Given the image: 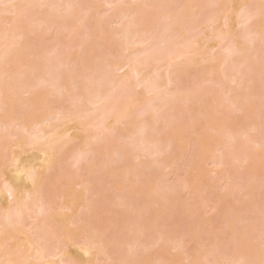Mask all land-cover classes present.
Masks as SVG:
<instances>
[{"label":"rangeland","instance_id":"obj_1","mask_svg":"<svg viewBox=\"0 0 264 264\" xmlns=\"http://www.w3.org/2000/svg\"><path fill=\"white\" fill-rule=\"evenodd\" d=\"M20 1L21 2H18V3L15 2V3L19 4L18 7L22 8V6L20 5H25L24 4L25 1L23 0H20ZM29 1L31 2L32 5L31 4L28 5L29 4L28 0L25 3L28 6V8L31 7L32 9L26 8L27 9L26 10L25 8H22L20 10V8H18L20 10L19 12L22 13V14L19 13L22 15V16L19 15V17H21L20 22L21 23L23 22V26L21 25L20 22H18L19 26L25 27L26 26L25 23L28 22L29 24H32L34 22V21L32 22L30 19L31 15L34 14L33 11L34 12L37 11V13L39 12V14H43L44 16H47L45 15V13L49 14L48 11L51 10L52 12L54 11L55 13H58L56 12L57 10L54 8L62 10L61 9L62 4L63 6L64 4L68 2L75 4L74 1H79L80 3L79 6L83 4V7H81L82 10H79L80 7L79 9L77 8L79 10L78 12H82L83 9H85L84 11L86 12L89 11L88 13L93 16L91 17L87 13V16L90 17V18H87V16L85 17L86 14L83 11V13L85 14L83 17L87 18V21L89 20L90 24L92 23V26H90L89 23H86L83 21L84 20L82 19L83 17L82 18H75V17L69 18L70 21L74 20L72 23L68 20L66 15H64L63 13L62 15H64L66 18H64V16L63 18L60 17L61 20H63V22L59 21V24L64 25L62 23H65V21L67 23L68 21L67 24L71 25V27L75 26L74 29H76L77 27L79 28V30L77 31L78 33L76 32V34L73 33L71 35L69 32H68L69 34L64 32V30L63 32L60 31V33L57 30L56 31L53 30L52 32H50L51 30H48L47 28H46V31L43 30L46 26L45 27L42 26L41 32L43 31L42 32L43 34H41V32L38 31L39 33L36 32V34H31L32 36L30 35L29 39L24 38L26 39V42L30 43V44L27 43V46H28L27 49H26L27 46H25L24 44L25 40L24 41L22 40L25 46L24 50L29 51V54H26L28 55L27 57L28 64L32 65V67L26 68L25 75H24L25 77L27 76L30 79L28 80L29 84H27V86L29 87L27 91H29V93L25 94L24 92H22V96L26 95V97L29 98L35 92H39L40 96L36 98V102L40 103L41 107L47 105L46 108L43 110L37 109L38 110V112L36 113L37 116L36 118H34L35 125L33 126L34 128L35 127L38 128L39 126L41 127V125H38L37 127L36 124L45 120V118L47 119V116L49 114H56L59 112L63 113V115H65V120L62 122L61 128L60 129L58 128L59 132L61 130V133L58 135V137L60 138L61 143H63V141H68L69 139H71V136L62 137V134L67 128H68L67 130H69V127L72 128V126H74L72 125L73 123L71 124V120H73L74 122V119L77 118L76 115L78 114V112L75 113L76 115L73 113L74 108L73 106L71 107V102L74 100L73 103L74 102H76V104L81 103V101L79 100V97L74 95L79 90V87H78L80 86L79 80L81 79L86 82L87 79L83 77L80 78L79 80L78 79L76 80V78L72 79V81L74 80L73 83H75L76 85L75 84L73 85L71 80L68 85L67 82L69 81H67L65 83L67 85V89H60V90H59V87H62V85H64V82H61L62 85H60L58 82L59 87L58 88L55 87V89L59 90L58 92H60V95L63 92V95L60 98L58 97L60 95H57L55 96V98L57 99H54L49 96L50 92L53 89L51 86L44 85V86L35 87L34 79L36 80V78L34 77H36L37 76L36 73H38L37 72L38 69L36 71V67L39 65L42 66V64L46 60H49L51 58L50 61L52 62L56 61L54 62V64L56 65L58 64L57 68H59L58 72H56L55 70L54 72L58 73L57 75L62 74V76H64L63 74L64 73L66 74V72L68 73L70 70H71L70 72H73L72 74H75L74 72H76V74L79 73V71L82 68V65H80V63L82 64V60L85 59L83 57H86L87 61L95 62V56H96L95 53L97 52V50L93 52L94 50L93 48L92 49L87 48V50L85 49L84 50L85 52H84L83 49L79 50L80 49L79 44L80 42L82 43L85 41V43H87L86 46L89 47V45H91L92 47L96 49L101 43H103L102 42L103 39L100 38L102 37L101 36L102 34L98 32L99 35H97V31H95L97 30V28L100 30L98 24H100V27L103 30L105 29V26H106L107 29L105 30L107 31L105 30L104 31L102 30V31L105 34H111L113 37L112 40L116 41L115 46L112 43L115 41H112L111 42L112 44L111 43L105 44V45H108L109 49L107 48V46L105 47L108 50H111V51H108L109 52L108 55H111V56L107 59L111 61L114 60L115 63L119 61L124 63L125 61L127 62L126 58L129 55L128 58L132 60L134 58L133 57L134 55H132L134 54L133 52L135 51L140 52V50L142 52V49L144 47L147 48V46H149L150 48L151 44H153L155 41H159L158 38L156 39L155 37V41L153 43H152V40H150V42L144 45V47L139 46L137 45L138 43L136 40L138 38L134 39L135 38L134 35L138 34L139 28L138 27H136L135 29L130 28L131 26L135 27L133 26L134 24L131 25L130 21H132L131 19L134 15H135L133 17L134 19L135 17H137L136 16L137 9L150 10L151 8L150 3L152 2L151 0H142V1L141 0H97L98 2H96L95 0H92V1H95L96 4H98V8H97V5L94 2H93L94 4L92 5L90 4L91 2H88L87 0H62L63 3H59L58 1L60 0H55L56 3L54 1H51L56 4L54 7L52 6L54 3L50 2L49 4V6L50 7L52 6L53 8L50 9L49 6L46 8L43 7L45 12L43 11L41 13L43 9L39 10L40 7L38 8L37 6H40V5H38L35 2L38 0H33V1L29 0ZM188 1L189 2H187V0H166V2H169V3L165 2L166 4H164L163 7L165 6L164 8H166L169 5V7L166 8L167 10L164 9L163 7H162L163 10L162 8H160L161 10L159 9L158 12L153 11L154 9H152L150 12H154V13H151V16L156 14L155 16L157 17L155 16L151 17L150 22L152 21L151 23H153L154 25L150 23L151 24L150 27L152 28L148 27L147 34H151L154 36L160 35L159 31H161L162 29L157 30L156 33L151 32V30L149 29H152L153 31V27L154 28H157L158 26L162 27L163 23L167 25V23L177 21L176 20L177 16L179 17L183 14H185L186 16L187 13L190 15L191 12L192 13L194 12L193 14L195 13L201 14L200 16L192 15L194 19L197 16L196 20H193V21L195 23L196 22L199 23V25L195 24L193 21H191L193 23L192 24L190 21L186 20L184 23L185 26L183 25V27L187 29L188 27L192 26V28L190 29H192V32L195 35L196 29H197V32H200L199 29L205 26V28L200 29L202 32L197 33L195 36H191L190 34H188L191 37V38L189 37L188 40H186V38L185 39L183 37L182 38L184 39L183 44H189V41L190 39L192 40V37L195 39V37L197 38V35L198 36L201 35V39H203V37H205V39H208L209 38L208 36H210L211 32L213 34V32H218L216 30H219V34L215 33L216 35L219 36L217 37V39H212L213 37L216 36L213 34V37L210 38L211 43L210 41L207 43V45L205 43L206 45L205 47H208V48H204L202 46L204 48L203 49L200 45V48L203 49L201 52L204 51L203 53L205 54L208 52L206 55L205 54H203V56L202 54L200 55L203 58L206 56L204 59L205 60L204 63H206V65H194L192 64V62H187L191 64V67H190V65L187 64L186 61L184 62V60H187L186 59L187 57L186 58L184 57L183 58L184 63L182 64H185V65L181 64L182 62L181 60L180 62H178L179 60L171 61L175 63L178 62L179 64L170 63L171 65H176L173 68H171V70L169 69L170 72L172 73L174 71V68L177 67L178 69L177 68L176 69L179 71L176 70V72L177 74L180 73L178 75H176V72L172 74L168 73L167 71L168 66L167 68L165 66L164 67L165 69L159 66L160 68L158 69L159 73L157 70L154 71L153 67H152V70L151 68H149L148 71L147 69H145L147 73L145 71L142 72V70H140L142 72L141 75L139 74L141 76L140 81L141 79L144 78L143 80H146L144 81L146 82L145 84L147 83L151 84L156 81L155 84H151V85L156 86L158 83L157 86L159 87V90L158 88H156L157 91L154 90L149 93H147L143 88L137 87L136 78L139 79V77H137L139 75H136L137 73L135 74L132 71L131 72L129 71L130 72L129 73L126 70H122V69L114 72L115 73L114 76H116L117 78H121V77L124 78L126 76L125 77L126 80H129L128 79L129 75L132 76L130 78L132 79L134 78L133 82L130 79V82L133 83V85H130L131 89H134L133 91L131 90V92L133 93L136 92L135 95L138 94L137 96L141 98L143 101L144 99L142 95H144L145 99L147 98L146 100L147 103H149L151 100L149 105L145 103L146 101H144V104H146L144 108L146 110L148 109L147 111H149L151 114L150 113L148 114V112L146 111L147 116L144 118L143 116H141L140 113L144 110L142 107L144 105L142 103V105H140L139 107L135 109L136 111L135 114L132 113V115L134 116L132 115L130 116L129 114L130 116L129 118L132 117L131 120L129 118H128L129 120L125 119L121 123L123 125L120 127V124L119 126H114V124H111L112 122L109 121L110 119H106L104 123V119L101 118L102 115L99 114V110H98V114L100 116L96 114L97 112L93 111V108L89 107L90 105L87 106L85 104L84 105L81 104L82 107L81 105L79 106L80 108H82L81 111H79V108H78L79 114L84 112V115L87 116L86 119H90V121L92 120V122L94 121L93 123H96V122H99V124L102 123V125L100 124V126H98L100 127L98 129L100 130L102 128L104 130L103 133L105 136L102 133V129L101 131H99L96 128L97 131H99V132H96V130H94V127L87 126L88 133L90 134L99 133L98 135H100V132H101V137L103 139L99 144H97L96 146L94 145L92 147V153L91 155L88 156V159H87L88 161L87 160L81 161L79 162L80 164H77L75 166L71 164H74L73 162L75 160L73 159V157L74 158L76 156L78 157V155H75V154L77 152L79 153V151H77L76 153L73 151V150H77L76 148H74L75 146H73V149L70 148L71 150L68 148L70 152L68 151L69 153H67V155L65 154L66 156L65 163H67L66 165L67 168L69 167L66 177H62L60 182L59 181L56 182V177L50 176L49 180L46 181L44 185L39 186L37 188L38 189L37 197L40 198L46 195V191L47 190L49 191V188L51 186L55 185L56 190H54L52 195H53V199L56 200L57 203H29V205L34 206V209L42 205L43 208H45V212L43 214H40V216L38 217L39 218L38 221H35L32 218H29L27 221H25V223L20 228H18L15 232H11L9 234L10 236L13 237L12 242H11L12 244H9L11 246L10 247L11 250L8 252V254L7 252L4 253L0 251V264H9L10 261H14L15 264H63V262H61L59 258H50L43 262L36 261V254L33 252L34 249L32 250H28V249L33 248L34 243H38L40 245L43 244L44 239H45L39 235L38 229L35 230L36 227H39L41 230H43L49 235V237L46 238L47 239L46 245L48 249L52 250V252L56 251L57 242L59 240L58 236H61L62 234L65 236L66 240L68 239V243H69L68 246H69V250L72 253V256L70 260H68L67 264H241V262L242 264H264V13H262L261 15V12L262 11L264 12L263 10L264 0H256V1L255 0H242V1L238 0L239 2L238 1L235 2L237 4L240 3V5H242L243 2L247 3V8L245 4L244 9L246 8L245 11H247V13L250 12V14L253 12L254 14H256L258 10L257 4L259 3H263L262 4L263 8H261L262 11L259 12L261 16L258 15L259 17L254 19L257 16L256 15L255 17L251 19L252 21L248 20L249 22L245 20L247 24H245L244 21L242 20L244 25L239 24L240 26H237L239 23L237 20L238 18L236 19L237 20L236 23L234 22L235 20L233 19L234 23L232 24V27L230 29H228L229 26H227L229 24L226 23L227 24L226 25L225 22L222 21L223 20L222 17L224 16L223 14L226 15L230 11L228 1L221 0V2H225L226 4L220 2L221 3L220 6H219V3H217L218 6L216 5L215 7L213 5L215 0L211 2L210 0H200L201 2L203 1V4H204V6H202V9L201 7H199L200 4H198V6L196 5V3H198L199 0H195V1L188 0ZM204 1H207V2H204ZM106 2H109L110 5ZM77 3L78 2H76V5ZM210 3H212L211 8H213L214 6V10L213 9L210 10V8H208V6H210ZM6 4H3V3L0 4V11L6 12V10H8L7 7L9 8L10 5L9 4L6 5ZM58 4H61L59 5L60 7L58 6ZM85 5L87 6L84 7ZM181 5L183 8L184 6H186L185 9L187 13H185V10L180 7ZM221 5L222 7L226 6V8L224 7L222 8ZM91 6L92 7L94 6L93 7L94 11H93V8L91 10ZM33 7L35 8V10ZM179 7L182 10H184L183 11L184 13L181 12V9L180 11L179 9L177 10V8ZM86 9H88V11ZM116 9H118V13ZM253 9L254 11L252 12L248 11V10H253ZM22 10H24V12ZM216 10L217 12L218 11L220 12L221 10L223 11L220 13L218 12V14L213 13V12H216ZM26 11L29 12L27 13V15L25 13ZM63 11L65 10H62L61 13ZM163 11L165 12L164 13L165 19H163ZM199 11H201L202 13H200ZM167 12H168L167 14L168 18L165 17V14ZM1 13L2 12H0V14ZM7 13L2 14V16L7 15L8 17V18L6 17L5 20L3 18L4 21L6 20L10 21L12 20V18L15 17L13 14L11 15V13L10 14H7ZM122 13L124 14V16H122L123 15ZM206 13L207 15H205ZM212 14L215 15L214 17L215 19L219 18L217 22H215L216 20L213 18ZM237 14H235L234 16H236ZM80 15L78 14L77 16H80ZM118 15H120L122 18L120 16L118 18L117 17ZM242 16H245V15H242ZM158 17L159 19L157 20ZM205 17H207L210 23H213V22L217 23V25L216 24L214 25L215 28L213 24L208 23ZM244 18L245 17H243V19ZM79 19H80V22L82 19L83 21L82 24L84 25L82 24L80 25L78 21ZM153 19L159 25H157L153 21ZM161 19L163 20V23ZM205 21L207 22L208 25L203 24L205 23ZM3 22L2 20L0 21V26H1V23L3 25L1 26L0 29H3V27L4 29H8L10 27L9 25L10 22L9 23L5 22V24ZM188 22L191 26L188 25ZM28 23L27 25H29ZM93 23L96 24V26ZM103 23H106V24H103ZM200 23H202L201 25L203 26H201ZM165 24L163 26H165ZM171 24L173 25V23ZM155 25H157V27ZM169 25L165 26L166 30L168 27H170ZM79 26H82V27H79ZM102 26H104V28H102ZM148 26H149V23H148ZM196 26H200V27L196 28ZM86 27L88 28L86 29ZM126 27H129L128 29L130 33L128 34V33L123 32V36H122L121 31H124L123 29L124 28L126 29ZM224 27L225 28L227 27V28L225 29ZM234 27L235 29H233ZM80 29H81V32H79ZM84 29H86V31H84ZM169 30L171 31L174 30V25H173V28ZM222 30L223 31L226 30L225 34L227 32H230V33H227L229 35L233 34L230 36V38L228 36L229 40L231 39L230 40L231 43L229 42V40L228 42H225L227 38V34L225 35L224 32L221 33ZM94 31H95V34H93ZM258 31L261 32L259 35H261L263 32V34L260 36L263 39L255 36L256 40L253 39L252 41V38L254 37V35L257 34L255 32H258ZM118 32H121L120 33L121 35L118 34ZM131 32L133 33L132 36H134L133 37L134 43L136 40V44H135L136 47L134 49L133 47L134 45H133L132 48H129V51H127V49L124 51V48H121V50H123V52L126 53V54H123V52L117 47L119 44H122V41L124 38H125L124 39L125 43L132 39ZM204 32H205V36L203 35ZM89 33L93 34L94 36L96 35L97 37L95 36L94 38V36L91 35L93 37L91 39L89 38L90 36ZM141 33L139 34L141 35ZM206 33L209 35H207ZM237 33L240 34V37L242 35L243 37L241 38L237 37V39L234 38V35L235 36L238 35ZM248 33L250 36L247 35ZM124 34L128 38H126ZM147 34L144 35L145 38L142 35L143 39H146ZM170 34L164 35V33H162V35L165 37L169 36ZM172 34L174 35L169 36L170 39L168 40L171 41V38H173L172 36H175L177 40L179 39V37H177L179 35H176L178 34V32L172 33ZM183 34L184 33L182 32V35ZM222 34H224L223 35L224 37L222 36ZM128 35H130V38ZM151 35H150L151 39L154 38V36H151ZM206 35H207V38H206ZM142 36L139 38H142ZM184 36H186V34H184ZM247 36L250 38H247ZM165 37H163L162 40ZM220 37H223V38H220ZM149 38H147V41L149 40ZM218 38L223 39V40L222 41L218 40ZM12 39L13 38H11L10 40V45L12 44L11 42L17 39V37L16 38L14 37L13 41ZM194 39L190 41L192 43L191 45H193ZM198 39H200V37H198ZM250 39H251V43H250ZM212 40H214L216 43ZM60 41L63 42L64 45L66 43L65 46L67 47H64L63 43L61 44ZM160 41H161V38H160ZM185 41H188V42L185 43ZM218 41L221 43L224 41V43H222L223 45L221 48H220L221 43L219 45ZM254 41L256 42L253 43ZM161 42L160 43L156 42V44L157 45L163 44L164 47L163 45L161 46L159 45L161 47L159 48V46L157 47L156 45H154L155 44L154 43L153 44L154 46L151 45L153 49L150 50L149 48H147V50H150V51L154 50L153 52H157L158 50H161L162 47L165 48L166 44L164 42L163 43ZM178 42L181 43L180 41ZM125 43H123V45ZM232 43L236 46V47L235 46L234 47L232 46V47L235 49L239 47L243 54L240 52V50L238 52V50L236 49V51L240 53V54L237 53L236 55L235 54L236 52L234 51L235 49L231 47ZM216 44L218 45L215 46ZM228 44H231V45H228ZM243 45H245L246 50H248L247 47L250 48L248 52L244 51L245 49L243 48L244 47ZM4 46L5 45H3V47ZM19 46L20 44L15 45V48L14 46L13 47L10 46L12 47V49L11 48L10 49L13 52L15 49L17 48L19 49ZM137 46L140 47L139 50H136L138 49ZM196 48L198 47H195V50L193 49L194 50L193 52L190 51L191 54L188 53L187 56L194 57L193 55H196L195 51H199L198 50L199 48L197 50ZM228 49H232V50H228ZM5 51L6 50L4 49V51L1 53H4ZM55 51L56 53L64 52L65 54L63 53L61 55L56 56V54L54 53ZM118 51H120V53ZM229 51L230 52L232 51L231 53L233 52L234 53L230 55L228 54ZM1 53H0V56L3 55ZM124 55L125 57L122 58V56ZM60 56L62 59L68 60L66 64L68 66L64 67L66 68V70L62 67L65 64L61 66L62 63H58L59 62L58 59H60ZM68 56H69V59L66 58ZM141 56L143 57V55ZM200 56H198V59L200 58ZM138 57L136 56V58ZM55 58H58V59L52 60ZM203 58L201 59L203 60ZM208 58H212L213 60L210 59L209 60L210 62L207 64ZM193 59H190V60H193ZM244 59H247V61L243 62ZM230 60H231V63H228L230 62ZM186 64H187V67H186ZM198 66H200V68ZM60 67H61V72H60ZM51 68L57 70V68H55V65ZM223 68H228L230 70L223 71L225 75H222ZM23 69L22 71H24ZM53 69H51V72H53L52 71ZM206 69L210 70L211 72L215 71L214 72L215 74L217 73L219 74L215 75L213 73V76H210L209 75L210 73L208 74V71ZM107 70H105L106 74H108ZM182 71L184 72L182 73ZM149 72H154L150 74H152V77L155 75L156 78L158 79L156 80V78L153 77L155 80L153 82V78L149 76L150 78L149 81L150 82L152 81V82L150 83L149 81H147L145 76L149 75ZM55 73L51 74V76H48V77H55V78L58 77L59 79V76L56 77ZM83 73L84 72H82V74ZM163 75L165 77H162ZM24 76L23 74L19 75L20 78L22 77L24 78ZM160 76L162 77L161 79H160ZM173 77H175L176 80L178 79L176 83L181 82L180 84L181 86L179 84H176L178 85L176 89L174 88V86L176 85L174 86L172 85L171 87L169 86L170 89L172 88V90L169 89L172 95L170 94L164 95L166 94L165 90L167 87V84L164 81L167 78H170L173 80ZM61 78L62 77L60 75V81H63V78L62 80ZM108 78L110 79L111 77L109 75L108 77L104 75L102 77V80L101 79L99 80H101L102 82L101 84H104V83L109 84ZM209 78L213 79L214 82L211 79V83L213 82L212 84L210 83ZM207 79H209V83L206 81ZM53 80L55 82V79ZM75 81H78V82H75ZM54 82H50V83L54 85ZM56 83H57V79H56ZM160 85L162 86V88L160 87ZM108 87L106 86L105 88H108ZM179 87L182 90L180 91L182 95L185 94V96H187L186 93L190 94V92L194 91L196 93L199 92V96H197L196 93L194 94L192 98L187 96V99L189 98V100L191 99V101L185 100L184 102L183 97L185 96L181 97L180 95L181 93L180 92L177 93L175 91V90H178ZM184 91H187V92L185 93ZM20 93L21 92H18L17 95H19ZM157 95L161 96V98H159L160 99L159 102H157V100H155L156 102L155 101L153 102L152 99L153 100L154 98L157 99ZM178 95H180V97ZM165 96L167 97L169 96L170 97L169 100L173 98L172 100H170V102L175 100L177 103L176 106H174L175 104L173 106L171 105L174 102H172L171 104L167 103V101L169 100ZM195 96H196V100H195ZM19 97H21V95ZM71 97H73L74 99ZM197 97L199 98L201 97L200 99L201 101ZM214 97L218 98L217 101ZM175 98L177 100L179 98L180 99L177 102ZM161 99L164 100L163 102H166L165 106H167V108L164 107L163 111L162 110L160 111V108L162 109L164 105L161 102L162 101ZM140 103L141 102H138L136 104H140ZM157 103H158V107L156 106ZM97 107L100 109V111H103V110H107L110 107V105L102 103V104H98ZM140 107H142L141 111H140ZM154 107H155V110H154ZM172 108L173 110H171ZM110 109L111 107L109 108V110ZM82 110H85V111H82ZM153 110L155 111V114L156 113L158 114V112L156 111H159V116L153 115L152 114ZM165 110H168V111H165ZM161 114H164V115L162 116ZM172 114H175V115L171 116ZM0 116H2L1 112H0ZM140 117H142V119ZM154 117H158V120L156 118L154 119ZM161 117L162 119L164 117L166 119L164 118L162 120ZM199 117L204 120H206L207 118L208 122L204 123L203 122L204 120L200 119ZM159 119H161L162 121H160ZM151 120H154V121H151ZM111 121H113V119H111ZM143 121L148 122L149 123L148 125H150L151 122L152 124L154 122L157 123L156 126L154 125L156 133H157L156 129H160L162 127L164 128H162L160 135L158 133L156 135L154 130L153 132L151 130V128L153 127L151 126V128L149 129V127H146V125H143ZM79 123L83 124L84 122L82 123L81 121ZM86 123L87 121L85 122V124ZM107 123H108L107 127L112 125L110 127L111 131L108 128L106 129L108 130V132L105 130ZM54 124H58V123H56L55 121H52L50 125H54ZM116 127L118 128L117 129L118 131H115L116 132L115 134L112 133L114 135L109 134V131L111 133L113 131L112 129L114 128L116 129ZM17 128H18L17 123L13 120H12L11 127L9 128L10 130L9 133H7V130L5 128H2L0 126V134L7 136L6 139L0 142V147H1L0 168L7 167L9 169L10 173L6 172L7 170L5 169L3 170V172L6 175L4 176V179H9L10 177L15 178L21 185L20 187L22 189H20V192H22V191H26L27 188L32 187L31 183L26 181V178H27L26 168H28L26 167V165L27 166L30 165L31 167L37 170L43 169L44 162L42 161V158H43L44 153L35 152L31 148H28L26 151L28 152L27 154L29 156L27 154L26 156L25 155L24 156L26 158L31 157V159L29 158V160H27L25 163L23 162L22 165L15 164L12 161L13 157L11 154L13 152L15 153L19 152L18 150H20V149L15 148L14 146L19 136L12 135L11 133L14 132L15 130L17 131ZM141 128L143 129L145 128V129L142 130ZM32 130L34 131V129ZM92 130L94 132H92ZM145 130L146 131L148 130V131L146 132ZM56 131H57V128H56ZM139 131L140 132L145 131V137L147 136L146 134H148V137L146 138L142 137L144 136V133H142L143 134L142 135ZM221 134H224V135H221ZM19 135H21V137L23 138L22 140H24L25 142L28 141V138H29L28 133L21 132V134ZM151 138L152 140L156 138L155 140H153L154 143L153 141H150ZM176 139L177 140L179 139L178 142H176L177 141ZM157 141L159 142V148L160 149L162 148L161 149L162 151L154 150L155 148L157 149L158 147V146L156 147ZM150 142L153 143L155 146L150 144ZM147 143L149 146L147 145ZM172 144H173V147H172ZM166 146L171 147L170 148L171 150L167 149ZM227 147H230V148L228 149ZM93 148L95 151L93 150ZM226 149L232 150V152L230 153L233 154L234 152V155H237V157L235 156L234 159L237 158L238 162H236L237 160H235V162H233L234 164L230 163L232 165H230L228 162H227L228 163L227 165L226 164L224 165L215 164V162L218 159L222 158L226 152L229 153ZM55 152L56 150H47L46 155L54 156ZM228 155H229L228 161L231 162L233 159L231 160L232 158L231 155L230 154ZM225 156L227 157V155ZM103 161H107V163H109V166H104L105 162L103 163ZM96 169L98 170V172H96ZM2 187H3V177L0 176V197L3 199L2 205L4 204L3 206H10L12 205L11 202L13 201L8 199ZM152 188L153 189L156 188V191L158 188L159 191L157 192H160V190L162 191L160 192V198L157 197V195L156 196L151 195ZM133 191H137V192L140 191L139 195L143 194L141 196L145 198V202H141L138 204L137 203L138 200L141 201L143 198L139 196L138 194H137L138 196H136V193H134ZM129 193H131L132 198L133 196L135 197L131 199V195H129ZM161 194L165 198L163 196H162L163 198H161ZM63 195H65V198L62 197ZM147 195H150V197L147 198ZM126 196H127V200L126 199H123V200H125V202L127 201V203H122V199H120V197L126 198ZM139 197H141L142 199H140ZM131 200H133V202L134 201L136 202L129 203L128 201H131ZM119 201L121 203H119ZM88 226L89 228H87ZM90 228H94V235L100 237L102 241L105 239L103 241L102 246L106 247L105 251L111 255L109 258L107 256L105 258V256L98 255L97 250H99V248L103 250L101 246L99 247L94 246L92 249L90 248L91 250L89 251L88 248L85 247V245L79 242V238L80 239L84 238L89 233ZM111 238L112 240L114 238L116 239L114 244H116V242H122L123 246L121 247H124V248H122L123 249L122 251L120 250L121 251L120 253L119 251L118 253H113L112 248L109 246V244H107ZM3 245L8 246L5 243Z\"/></svg>","mask_w":264,"mask_h":264},{"label":"bare ground","instance_id":"obj_2","mask_svg":"<svg viewBox=\"0 0 264 264\" xmlns=\"http://www.w3.org/2000/svg\"><path fill=\"white\" fill-rule=\"evenodd\" d=\"M23 1H27V0H23ZM22 1V2H23ZM33 1V0H32ZM51 1H54L55 2V0H38V1H35L38 5H40V6H37L38 8H39V10H42L43 9V7H48L49 6V4H50V2ZM88 2H91L90 4H94L95 3V1L96 2H98L97 0H95V1H92V0H87ZM142 1V0H141ZM195 1V0H194ZM200 1V0H199ZM198 1V3H196V5L198 6V4H200V6L199 7H201V9H202V6H204V4H203V1L201 2H199ZM211 1H214V0H210V2ZM222 1H228V5H229V7H230V11L228 12V14H223L224 16L222 17V21L223 22H225V24L227 23V24H229V25H227V26H229V28L228 29H230L231 27H232V24L235 22L236 23V21L238 20V25L237 26H240V25H244L243 24V22H242V20L244 21V23L245 24H247V22H249L248 20H250V21H252L251 19L253 18V17H255L256 15V17L254 18V19H256L257 17H259L258 15H260V13L259 12H261L262 10H261V8H263L262 7V4L263 3H259V4H257L258 5V10H257V12H256V14H254V12L253 13H251L250 14V12H248L247 13V11H245L246 10V8H247V3H245V2H241L242 3V5H240V3H235V2H237L238 0H222ZM239 1H242V0H239ZM238 1V2H239ZM256 1V0H255ZM4 2H6V3H4ZM15 2H21L20 0H0V4H6V5H10L9 6V8L7 7V9L8 10H6V12L5 11H0V12H2L1 14H0V18H1V16H2V14L4 13V14H6L7 12V14H10L11 13V15L13 14L15 17L14 18H12V20H10V21H8V20H6V21H4L5 19H6V17H7V15L6 16H2V18L0 19V21L2 20V22L5 24V22H10L9 23V25H10V27L8 28V29H4V27H3V29H0V53L1 52H3L4 51V49L6 50L4 53H1V54H3L2 56H0V112L2 113V116H0L1 118H0V126L2 127V128H5L6 130H7V133H9L10 132V130H9V128L11 127V124H12V120L13 121H15L16 123H17V131L15 130L14 132H12L11 134L12 135H15V136H19V138L16 140V142H15V144H14V146H15V148H17V149H20V150H18L19 152H13L11 155H12V161L15 163V164H21L22 165V163L24 162H26L27 160H29V158L31 159V157H25L26 156V154L28 153L26 150L28 149V148H31L33 151H35V152H43L44 153V155H43V158H42V161L44 162V167H43V169H41V170H37V169H34L33 167H31L30 165H26V167H28V168H26V172H27V178H26V181H28V182H30L31 183V185H32V187L30 188H27V190L26 191H22V192H20V189H22L20 186V184H19V182L15 179V178H13V177H10L9 178V176H8V178L9 179H4V176H6L5 175V173L3 172V170L5 169V170H7L6 172H8V173H10L9 172V169L7 168V167H1L0 168V176H2L3 177V190H4V192H5V194L7 195V197H8V199H10V200H12L13 202H11L12 203V205H10V206H3L2 205V202H3V199L0 197V251H2V252H7V254H8V252L11 250V246L9 245V244H12L11 242H12V239H13V237L12 236H10L9 234L11 233V232H15L18 228H20L24 223H25V221H27L29 218H32L33 220H35V221H38V217L40 216V214H43L44 212H45V208H43V206L41 205V206H39V207H36L35 209H36V211H35V209H34V206L33 205H29V203H57V201L56 200H54L53 199V192H54V190H56V187H55V185H53V186H51L50 188H49V191L47 190L46 191V195H44L43 197H40V198H38L37 197V194H38V187L39 186H42V185H44V183L46 182V181H48L49 180V177L50 176H55L56 177V182H60V180L62 179V177H66V174H67V172H68V168H67V163H65L66 162V156H65V154L67 155V153H69L70 152V148H72L73 149V146H75L74 148H76L77 150H73L75 153L77 152V151H79V153L77 154H75V155H78V157L76 156L75 158L73 157V159L75 160L73 163L74 164H71V165H77V164H80L79 162H81V161H85V160H87L88 159V156L89 155H91V153H92V147L95 145H97V144H99L101 141H102V137H101V132H100V135H98L99 133H92V132H94L93 130H92V134H90V133H88L87 131V129H88V127L89 126H91V127H94V130H96V132H99V131H101V129L99 130L98 128H100V127H98V126H100V124L102 125V123H100L99 124V122H96V123H93L92 122V120L90 121V119H86L87 118V116H85L84 115V112H82V113H80L79 114V111H81V109L82 108H80L79 106L81 105V104H85V105H87V106H89V107H91V108H93V111L94 112H97L96 114H98V110H99V114H101L102 115V117L101 118H103L104 119V123H105V121H106V119H110L109 121L110 122H112L111 124H114V126H119V124H120V127L123 125V124H121L125 119H128L131 115H132V113H134L135 114V109L137 108V107H139L140 105H142V103H143V105L144 106H142L143 107V111L140 113L141 114V116H143V118L144 117H146L147 115H146V113L148 112V114L150 113L149 111H147L144 107H145V105L146 104H144V101H146L147 100V98L145 99V96L144 95H142L143 96V99H144V101L141 99V98H139L137 95H135L136 94V92L135 93H133V92H131V90L133 91L134 89H131V86L130 85H133V83H131L130 82V79L132 80V82H133V79L132 78H130V77H132V76H130L129 75V80H126V76L124 77V78H117L116 76H114L115 75V73L114 72H116V71H118V70H120V69H122V70H126L127 72H133V73H137L136 75H141L142 74V72L143 71H145V69H147V71H148V69L149 68H151V70H152V67H153V69H154V71L155 70H157L158 71V73H159V70L158 69H160L159 68V66H161V67H165L166 66V68H167V66H168V73H171L170 72V70H171V68H173L174 66H176V65H171L170 63H174V64H179L178 62H180V60L182 61L181 62V64L182 63H184L185 61H186V63L187 62H192V64H194V65H206V63H204L205 62V57L203 58L202 56H203V54H205V53H203V52H201L204 48H208V47H205L206 45H207V43L210 41V43H211V40H210V38H212L213 37V34L214 35H216L215 33H218L219 34V30H216V31H218V32H213V34H212V32H211V34H210V36H208L209 38V40L208 39H205V37H203V39L205 40H203V39H201V35H197V38L195 37V39L192 37V40L194 39V42H193V45H191L192 43L190 42V41H192L191 39H190V41H189V44H183V40L186 38V40H188L189 39V37H190V35L191 36H195L197 33H200V32H202L200 29H203V28H205V26L203 27V28H200L199 29V31L200 32H197V29H196V33H195V35H194V33L192 32V29H190V28H192V26L189 24V22H188V25L189 26H191V27H188L187 29L186 28H184L183 27V25H184V23H185V21L186 20H188V21H193V20H196V17L199 15H201V14H193L192 12H191V14L189 15L188 13H187V11H186V9H185V7L186 6H184V8L182 7V5L180 6L182 9H184L185 10V13H187V15L185 16V14H183L184 12V10H182L180 7L179 8H177V10L179 9V11H180V9H181V12H183L182 14L183 15H181V16H183V17H181V16H177L176 17V20L177 21H174V22H170V23H167V25L165 24V23H163V20L161 19V21H162V27H157V25H159L158 23H156L155 22V20L154 19H156V18H154L153 19V21L157 24V25H155L157 28H154L153 27V31H152V29H149V30H151V32H154V33H156L157 32V30H159V29H162L161 31H159L160 32V35H158V36H154V35H151V34H147V32H148V27L149 28H152V27H150L151 26V24H153V23H151L150 22V19H151V17L153 16H155V15H152L151 16V13H154V12H150L152 9H154L153 11H156V12H158V10L160 9V8H162L163 7V5L164 4H166V3H169V2H166V0L165 1H163V0H151V2L152 3H150V5H151V8H150V10H145V9H137V12H136V16L137 17H135V19L132 17V21H130V23H131V25L132 24H134L133 26H135V27H130V28H133V29H135L136 27H138L139 28V32H138V34H135L134 36H135V38L134 39H136V38H138V39H136L137 40V45H139V46H143L144 47V45H146L147 43H149L150 42V40H152V43L155 41V37H156V39L158 38V40L159 41H155L153 44L154 45H156L157 47L160 45V44H156V42L157 43H160L161 41V43H165L166 44V46H165V48H163L164 47V45L163 44H161V45H163V47H162V49L161 50H156L157 52H153V51H150V50H152L153 49V47L152 46H154L153 44H149L150 45V48H149V46H147V48H149L150 50H147V48H143L142 49V52H141V50H140V52H133L134 54H132V55H134L133 57V59L131 60L130 58H128L129 57V55L127 56V62L125 61L124 63H122L121 61H119V62H114V60L113 61H111V60H108L107 58H109L111 55H108L109 54V52L108 51H111V50H108L109 48H108V45H105V44H110L112 41H115V40H112L113 39V37H112V35L111 34H105L103 31L105 30V29H107L106 28V26H105V29L103 30V29H101V27H100V24H98V26H99V28H100V30L97 28V30H95V29H93V30H95V31H97V35H99V33L98 32H100L101 34V36L102 37H100L101 39H103V43H101L99 46H98V48H94V47H92L91 45H89V47L88 46H86V44L87 43H85V41L84 42H80V44H79V50H82L83 49V51L86 49L87 50V48H89V49H94L93 50V52L94 51H96L97 50V52L95 53L96 54V56H95V62L94 61H87L86 59V57H83V58H85L84 60H86V61H84V60H82V64L80 63V65H82V68L81 67H79V68H81V70L79 71V73H77L76 74V72H74L75 74H72L73 72H66V74L64 73L63 75L64 76H62V74H59V75H57L58 73H55L54 72V70L56 71V72H58V69L59 68H57V66H58V64L56 65V64H54V62H56V61H50V59L49 60H46L43 64H42V66L41 65H39V66H37L36 67V71H37V69H38V73H36V77H34V78H36V80L34 79V82H35V87H39V86H47V85H49V86H51L53 89H52V91L50 92V94H49V96L51 97V98H54V99H57V98H55V96H57V95H60V92H58L60 89H67V85L65 84L67 81H69V82H67L68 83V85H69V83H70V80H71V82L73 83V81H72V79H75L76 78V80L78 79H80V78H85V79H87L86 80V82L85 81H83V80H79V83H80V86H78L79 87V90H78V92L76 93V94H74V95H76V96H78L79 97V100L81 101V103H77L76 104V102H74L73 103V101L71 102V107L73 106V113L75 114V113H77L78 112V114L76 115L77 116V118L76 119H74V122H73V120H71V124L72 125H74V126H72V128L71 127H69V130H65L64 132H63V134H62V137L64 136V137H69V136H71V139H69L68 141H63V143H61V141H60V138L58 137V135L61 133V130H60V132H59V130H58V128L60 129L61 128V124H62V122L65 120V115H63V113H61V112H59V113H56V114H49L48 116H47V119L45 118V120H43V121H41V122H39L38 124H36L37 125V127H38V125H41V127L39 126L38 128H34V126L33 125H35V122H34V118H36V113L38 112V110L37 109H41V110H43V109H45L46 108V106L47 105H45V106H43V107H41L40 106V103H38V102H36V98H38L39 96H40V93L39 92H35L32 96H30L29 98L28 97H26V95H24V96H22V92H24L25 94L26 93H29V91H27V89L29 88L28 86H27V84H29L28 83V80H30L29 79V77H25L24 75H25V71H26V68L27 67H32V65L31 64H28V59H27V57H28V55H26V54H29V51L28 50H24V48H25V46H27V43L28 44H30L29 42H26V39H29V36L31 35V34H36V32H38V31H40L41 32V30H42V26H46L43 30H45L46 31V28L48 29V30H51L50 32H52L53 30L54 31H58L59 33H60V31H62L63 32V30H64V32H66V33H70L71 35L73 34V33H75L76 34V32L79 30V28L77 27L76 29H74V27L72 26L71 27V25H68L67 23H68V21H67V23H66V21H65V23H62V24H64V25H61V24H59V21H62L63 22V20H61V18H63V16L64 15H66V17L68 18V20H69V18H73V17H75V18H82L85 14V17L87 16V13L89 12L88 11V9H86L88 12H86V11H84L85 9H83V11H84V13H83V11L82 12H78L79 10H82L81 9V7H83V4H81V6H79L80 5V3H79V1H74L75 2V4L73 3H66V2H64V3H66V4H64V6H63V4H62V7H61V9L62 10H65V11H63L62 13H61V11L62 10H60V9H57V8H54V9H56L57 11L56 12H58V13H55L54 11L52 12L50 9L51 8H53L56 4V2L54 3V2H51V3H54L51 7L49 6V8L50 9H48V10H50V11H48L49 12V14H47V13H45V15H47V16H44L43 14H39V12L37 13V11H33V15H31V21L34 23H32V24H29L28 22V24L29 25H27V23H25L26 24V28L25 27H22L23 26V22L21 23L20 22V18L21 17H19V15H21L22 13L21 12H19L22 8H28V6L26 5V3L24 2V4L25 5H20V6H22V8H20V7H18L19 6V4H16ZM28 2H29V4L28 5H30L31 4V2L28 0ZM59 3H63V1L62 0H60V1H58ZM73 2V1H72ZM76 2H78L77 3V5H76ZM81 2V1H80ZM84 2V1H83ZM82 2V3H83ZM87 2V3H88ZM94 2V3H93ZM166 2V3H165ZM187 2H189L188 0H187ZM204 2H207V1H204ZM221 0H215V2H214V6L216 7V5H217V3H219V6H220V4L221 3H225V2H221ZM85 3V2H84ZM106 3H108L109 4V2H106ZM231 3V4H230ZM20 4H22V3H20ZM37 4H35V5H37ZM89 4V5H90ZM96 4V3H95ZM195 4V3H194ZM201 4H203V5H201ZM206 4V3H205ZM211 4L212 3H210V6H208V4H207V6H208V8H210V10L211 9H213L214 10V6H213V8H211L212 6H211ZM226 4V3H225ZM246 4V8L244 9V5ZM32 5V4H31ZM35 5H33V6H35ZM59 5H61V4H58V6ZM74 5H76V6H74ZM88 5V6H89ZM97 5V8H98V4H96ZM110 5V4H109ZM150 5H149V7H150ZM26 6V7H25ZM87 5H85L84 7H86ZM207 6H206V8H207ZM218 6V5H217ZM238 6V7H237ZM60 7V6H59ZM79 7H80V9H79ZM94 7V6H93ZM92 6H91V10H92V8H93ZM116 7V6H115ZM165 7V6H164ZM163 7V8H164ZM167 7H169V5L167 6ZM166 7V8H167ZM221 7H222V5H221ZM224 8H226V6H223ZM222 7V8H223ZM241 7V8H240ZM18 8H20V10L18 9ZM31 8V7H30ZM30 8H28V9H30ZM34 8V7H33ZM79 10H78V9ZM96 8V9H97ZM163 8H162V10H163ZM166 8H164V9H166ZM205 8V7H204ZM218 8H220V7H218ZM239 10H238V9ZM255 8V7H254ZM32 9V8H31ZM197 9V8H196ZM242 9V10H241ZM27 10V9H26ZM34 10H35V8H34ZM89 10H90V8H89ZM117 10V13H118V9H116ZM120 10V9H119ZM161 10V9H160ZM167 10V9H166ZM200 10V9H199ZM224 10V9H223ZM223 10H221L220 12H222ZM238 10V11H237ZM241 10V11H240ZM244 10V11H243ZM263 10H264V8H263ZM23 12H24V10H22ZM30 11H32V10H30ZM45 12V10L43 9L42 11H41V13L42 12ZM93 11H94V8H93ZM205 11V10H204ZM207 11H209V10H207ZM206 11V12H207ZM243 11V12H242ZM248 11H254V9L253 10H248ZM52 12V13H51ZM66 12V13H65ZM119 12H121V11H119ZM155 12V13H156ZM196 12V11H195ZM200 13H202L201 11H199ZM216 12H217V10H216ZM216 12H213V13H215V14H218V12L216 13ZM219 12V13H220ZM245 12V13H244ZM19 13H21V14H19ZM26 13V15H27V13H29V12H25ZM36 13V14H35ZM56 15H55V14ZM64 13V15H62ZM138 13V14H137ZM164 11H163V19H165L164 18ZM198 13V12H197ZM209 13V12H208ZM211 13V12H210ZM239 15H238V14ZM262 13H264L263 11L261 12V15H262ZM53 14V15H52ZM59 14H61V15H59ZM80 15V16H77V15ZM89 14V13H88ZM121 14V13H120ZM123 14V13H122ZM134 14V13H133ZM168 14V12L165 14V17L166 18H168L167 15ZM235 14H237L236 16H234ZM249 14V15H248ZM253 14V15H252ZM52 15V16H51ZM59 15V16H58ZM90 15V14H89ZM192 15L194 16V15H197L196 17H195V19H194V17H192ZM204 15V14H203ZM205 15H207V13L205 14ZM213 15V18L215 17V15L214 14H212ZM242 15H245V16H242ZM260 15V16H261ZM22 16V15H21ZM23 16H24V14H23ZM30 16V15H29ZM91 17H93L92 15H90ZM119 16L120 15H118L117 17L119 18ZM122 16H124V14L122 15ZM238 16V17H237ZM239 16H241V17H239ZM32 17H33V19H32ZM61 17V18H60ZM65 16H64V18H66ZM121 17V16H120ZM155 17H157V16H155ZM203 17V16H202ZM211 17V16H210ZM243 17H245L244 19H243ZM3 18H4V20H3ZM8 18V17H7ZM11 18V17H10ZM24 18V17H23ZM23 18H22V20H23ZM28 18V17H27ZM87 18H90L89 16H87ZM87 18H82V19H84L83 21L84 22H86V23H89L90 24V21L88 22L87 21ZM122 18V17H121ZM178 18V19H177ZM192 18V19H191ZM206 19H207V17H205ZM209 18V17H208ZM217 18V17H216ZM238 18V19H237ZM82 19H81V22H80V19L78 20L79 21V23H80V25L82 24ZM159 19V17L157 18V20ZM175 19V18H174ZM191 19V20H190ZM211 19V18H210ZM215 19V18H214ZM233 19L235 20L234 22H233ZM237 19V20H236ZM21 20V21H22ZM29 20V19H28ZM65 20H67V19H65ZM91 20V19H90ZM95 20V19H94ZM93 20V21H94ZM216 21L215 22H217L218 20H219V18H217V19H215ZM245 20H247V22H245ZM25 21V20H24ZM70 21V20H69ZM74 21V20H73ZM73 21L71 20L70 22H72L73 23ZM93 21H91V22H93ZM173 21V20H172ZM197 21H198V19H197ZM204 21V20H203ZM202 21V22H203ZM207 21H208V19H207ZM221 21V20H220ZM219 21V22H220ZM18 22H20L21 23V25L22 26H19V24H18ZM158 22V21H157ZM194 22V21H193ZM222 22V23H223ZM232 22V23H231ZM148 23H149V26H148ZM151 23V24H150ZM171 23H173V25H174V30H175V32H174V30H169V29H172L173 28V25L171 24ZM192 23V22H191ZM195 23V22H194ZM208 23H210V21H208ZM94 24V23H93ZM103 24H106V23H103ZM165 24V26H168L169 24V26L170 27H168L167 28V30L165 29L166 27L165 26H163ZM193 24V23H192ZM195 24H198L199 25V23H195ZM194 24V25H195ZM202 23H200V25H201ZM204 25L205 24H207V22L205 21V23H203ZM210 24H213V26L216 24L217 25V23H210ZM240 24V25H239ZM8 25V24H7ZM82 25H84V24H82ZM95 26H96V24H94ZM102 25V24H101ZM154 25V24H153ZM194 25H193V27H194ZM208 25V24H207ZM223 25V24H222ZM1 26H3L2 25V23H1ZM1 26H0V28H1ZM77 26V25H76ZM90 26H92V23L90 24ZM90 26H88V27H90ZM94 26V27H95ZM104 26H102V28H104ZM172 26V27H171ZM185 26V25H184ZM201 26H203V25H201ZM79 27H82V26H79ZM88 27H86V29L88 28ZM129 27H126V29L124 28L123 30L124 31H121L122 32V36H123V32L124 33H130L129 32ZM187 27V26H186ZM198 27H200V26H196V28H198ZM211 27V26H210ZM236 27V26H235ZM235 27L233 28V29H235ZM184 28V29H183ZM209 28V27H208ZM207 28V29H208ZM214 28H215V26H214ZM225 28V27H224ZM227 28V27H226ZM225 28V29H226ZM86 29H84V31H86ZM190 29V30H189ZM210 29V28H209ZM213 29V28H212ZM47 30V31H48ZM66 30V31H65ZM103 30V31H102ZM155 30V31H154ZM193 34H191L189 31ZM193 30H194V28H193ZM237 30V29H236ZM235 30V31H236ZM44 31V32H45ZM95 31H94V33L93 34H95ZM105 31H107V30H105ZM133 31V30H132ZM143 32V33H141V32ZM164 31V32H163ZM165 31H167V32H165ZM169 31V32H168ZM205 31V30H204ZM226 31V30H225ZM225 31H223L222 30V32L221 33H223L224 32V34H225ZM227 31H229V30H227ZM231 31V30H230ZM43 32V31H42ZM41 32V34H43ZM79 32H81V29H80V31ZM121 32H118V34H120ZM146 32V33H145ZM150 32V31H149ZM176 32H178V34H176V35H179V36H177V37H179V39L177 40L176 39V37L175 36H172L173 38H171V41L170 40H168V39H170L169 38V36H171V35H174V34H172V33H176ZM182 32L184 33V34H186V36H184V34L182 35ZM237 32V31H236ZM252 32V31H251ZM250 32V33H251ZM39 33V32H38ZM37 33V34H38ZM68 33V34H69ZM78 33V32H77ZM139 33H141V35L139 34ZM147 34L146 36V39H143V36L145 35V34ZM162 33H164V35H166V34H170L169 36H166V37H168V38H166L165 36H163L162 35ZM208 33V32H207ZM206 33V34H207ZM220 33V34H221ZM227 33H230V32H227ZM226 33V34H227ZM232 33V32H231ZM235 33V32H234ZM240 33V32H239ZM254 33V32H253ZM255 33H257V34H255L254 35V37L252 38V41H253V39H255L256 37H260L262 34H263V32H262V34L261 35H259L261 32L260 31H258V32H255ZM45 34V33H44ZM56 34V33H55ZM90 34V33H89ZM93 34H90V36H89V38H93L91 35H93ZM188 34H190V35H188ZM202 34V33H201ZM224 34H222V36L224 35ZM225 34V35H226ZM236 34V33H235ZM238 34V33H237ZM252 34V33H251ZM121 35V34H120ZM120 35H119V37H120ZM125 35V34H124ZM133 35V33L131 32V36ZM143 35V36H142ZM150 35L151 36H154V38H152L151 39V37H150ZM162 35V36H161ZM203 35L205 36V32L203 33ZM207 35H209V34H207ZM207 35H206V38H207ZM231 35H233V34H231ZM231 35H229V34H227V38H226V41L225 42H228V40H229V38H230V36ZM242 35V34H241ZM248 36H250L249 35V33L247 34ZM32 36V35H31ZM94 36V35H93ZM96 36V35H95ZM95 36H94V38H95ZM129 36V38H130V35H128ZM134 36H132V39L131 40H129L128 42H126L125 43V38L123 39V41H122V44H119L120 46H122V47H120L119 45H118V49H120L121 50V48H124V51L127 49V51H129V48H132V46L134 47V49H135V47H136V40H135V43H134V39H133V37ZM142 36V38H139V37H141ZM161 36V37H160ZM221 36V35H220ZM228 36H229V38H228ZM247 36V38H250V37H248ZM256 36V37H255ZM14 37L16 38L17 37V39H15L14 41H13V39H14ZM34 37V36H33ZM59 37V36H58ZM97 37V36H96ZM125 37H126V35H125ZM150 37V38H149ZM163 37H165L163 40H162V38ZM175 37V38H174ZM184 39H183V38ZM188 37V38H187ZM198 37H200V39H198ZM217 37H219L218 35H216L215 37H213L212 39H217ZM224 37V36H223ZM223 37H220V38H223ZM237 37H239V38H241V37H243V35L240 37V34H238V35H234V38H236L237 39ZM11 38H13L12 39V41L13 42H11L12 44L10 45V40H11ZM24 38H26V39H24ZM35 38V37H34ZM33 38V39H34ZM126 38H128V37H126ZM144 38H145V36H144ZM147 38H149V40L147 41ZM160 38H161V41H160ZM182 38V39H181ZM191 38V37H190ZM233 38V39H234ZM245 38V37H244ZM243 38V39H244ZM246 38V39H247ZM260 38H262V37H260ZM36 39V38H35ZM263 39V38H262ZM24 41V44H25V46H24V44H23V41ZM122 40V39H121ZM174 40H175V42H174ZM177 40V41H176ZM201 40V41H200ZM218 40H223V39H219L218 38ZM225 40V39H224ZM231 40V39H230ZM229 40V42L231 43V41ZM241 40V39H240ZM256 40V39H255ZM261 40V39H260ZM30 41V40H29ZM126 41H127V39H126ZM178 41H180L181 43H179ZM212 41H214V40H212ZM233 41V40H232ZM235 41V40H234ZM247 41V40H246ZM245 41V42H246ZM258 41V40H257ZM61 42V41H60ZM87 42H88V40H87ZM188 41H185V43H187ZM202 42V43H201ZM215 42V41H214ZM219 42V41H218ZM256 41H254L253 43H255ZM63 42H61V44H62ZM113 43V45L115 46V43H116V41L115 42H112ZM111 43V44H112ZM123 43H125L124 45H123ZM131 45H130V44ZM134 43V44H133ZM143 43H145V44H143ZM175 43V44H174ZM177 43H179V44H177ZM205 43H206V45H205ZM209 43V44H210ZM216 43V42H215ZM220 43L221 42H219V45H220ZM222 43H224V41L222 42ZM221 43V46H220V48L222 47V44ZM247 43V42H246ZM249 43V42H248ZM250 43H251V39H250ZM249 43V44H250ZM20 44V46H19V49L17 48V49H15L13 52H12V47L14 46V48H15V45H19ZM118 44V43H117ZM129 44V45H128ZM141 44V45H140ZM177 44V45H176ZM203 44V45H202ZM241 44V43H240ZM3 45H5L4 47H3ZM21 45H23V46H21ZM63 45H64V43H63ZM65 45H66V43H65ZM64 45V47H67V46H65ZM78 45V44H77ZM98 45V44H97ZM160 45V46H161ZM195 45V46H194ZM197 45V46H196ZM199 45V46H198ZM200 45H201V47L203 48H200ZM218 44H216L215 46H217ZM228 45H231V44H228ZM10 46H12V47H10ZM105 46H107V48L105 47ZM113 46V47H114ZM129 46V47H128ZM159 46V48H161ZM193 48H192V47ZM214 46V45H213ZM234 47L235 45L232 43V45H231V47ZM244 47V51H246V52H248V50L250 49V48H248L247 47V49L248 50H246V48H245V45H243ZM2 47H3V49H2ZM18 47V46H17ZM78 47V46H77ZM95 47H97V46H95ZM111 47H112V45H111ZM126 47V48H125ZM195 47H198V48H196V50L198 49L199 51H195V53H196V55H193L195 58H197V59H195L194 57H192V56H187V54L189 53V54H191L190 53V51L191 52H193L194 50H195ZM210 47H211V45H210ZM232 47V48H233ZM236 47V46H235ZM11 48V49H10ZM13 48V49H14ZM21 48V49H20ZM28 48V46L26 47V49ZM115 48V47H114ZM137 48L138 49H136V50H139V48L140 47H138L137 46ZM155 48V47H154ZM230 48V47H229ZM158 49V48H157ZM194 49V50H193ZM214 49V48H213ZM217 49H219V48H217ZM216 49V50H217ZM233 49H235V48H233ZM237 50H238V52H239V50H240V52H241V49L239 48V47H237L236 48ZM236 49L234 50L236 53V55H237V51H236ZM3 50V51H2ZM18 50V51H17ZM130 50H132V49H130ZM146 50V51H145ZM228 50H232V49H228ZM227 50V51H228ZM11 51V52H10ZM28 51V52H27ZM58 51V50H57ZM122 52H123V50H121ZM126 51V52H127ZM144 51V52H143ZM27 52V53H26ZM82 52V51H81ZM85 52V51H84ZM115 52H117V51H115ZM119 53H120V51H118ZM206 52V51H205ZM232 52V51H231ZM230 51H229V53L228 54H233V53H231ZM245 52V53H246ZM14 53V54H13ZM55 54H56V56H58V55H61V54H63L62 52H58V53H60V54H58V53H56V51L54 52ZM118 53V54H119ZM141 53V54H140ZM208 53V52H207ZM206 53V54H207ZM242 53V52H241ZM65 54V53H64ZM88 54V53H87ZM111 54V53H110ZM113 54V53H112ZM123 54H126L125 52H123ZM123 54H121V55H123ZM137 54V55H136ZM140 54V55H139ZM197 54H199V55H197ZM202 54V56H200ZM205 54V55H206ZM238 54H240V53H238ZM243 54V53H242ZM53 55V54H52ZM82 55V54H81ZM85 55V54H84ZM108 55V56H107ZM120 55V54H119ZM141 55H143V57H144V55H145V57L143 58ZM230 55H228V56H230ZM54 56V55H53ZM55 56V57H56ZM83 56V55H82ZM136 56L138 57V58H136ZM197 56V57H196ZM198 56H200V58L198 59ZM88 57V56H87ZM125 57V55L124 56H122V58H124ZM186 58L187 60H189V61H187V60H184L183 58ZM191 57V58H190ZM232 57H233V55H232ZM66 58H68L69 59V56L68 57H66ZM83 58H81V59H83ZM142 58V59H141ZM194 58V59H193ZM201 58H203V60L201 59ZM231 58V57H230ZM230 58H228V59H230ZM56 59H58V58H55V59H52V60H56ZM60 59H62L61 58V56H60ZM60 59H58L59 60V62L58 63H62L61 64V66L62 65H64V66H62L63 68L64 67H66V66H68V65H66L67 64V59H62V60H60ZM119 59V58H118ZM190 59H193V60H190ZM210 59H212V58H208V62H207V64L210 62L209 60ZM227 59V60H228ZM237 59V58H236ZM178 61V62H171V61ZM183 60H184V62H183ZM213 60V59H212ZM48 61H50V62H48ZM116 61H118V60H116ZM199 61V62H198ZM241 61H243V60H241ZM247 61V59H244V61L243 62H246ZM94 62V63H93ZM122 64H121V63ZM197 62V63H196ZM53 63V64H52ZM121 65H120V64ZM225 63H226V61H225ZM228 63H231V60H230V62H228ZM233 63V62H232ZM169 64V65H168ZM187 64H189V63H187ZM187 64H186V67H187ZM55 65V68H57V70L56 69H53V68H51V67H53ZM182 65H185V64H182ZM182 65H180V66H182ZM190 65V67H191V64H189ZM193 65V66H194ZM237 65V64H236ZM235 66V65H234ZM199 68H200V66H198ZM204 67V66H203ZM232 67V66H231ZM231 67H229V68H231ZM23 68H25V69H23ZM126 68V69H125ZM177 68V67H176ZM176 68H174V71L172 72V73H174V72H176V70L178 69H176ZM195 68V67H194ZM22 69L24 70V71H22ZM51 69H53L52 71L53 72H51ZM65 70H66V68H64ZM108 69V70H107ZM109 69H110V71H109ZM111 69H112V71H111ZM165 69V68H164ZM170 69V70H169ZM78 70V69H77ZM76 70V71H77ZM105 70H107V73L108 74H106V72H105ZM140 70H142V72L140 71ZM207 71H208V74L210 75V76H213V73L215 72H211L210 70H208V69H206ZM226 70H230V69H228V68H223L222 69V75H225L224 74V72L223 71H226ZM236 70V69H235ZM72 71H74V70H72ZM140 71V72H139ZM177 71H179V70H177ZM234 71V70H233ZM60 72H61V67H60ZM82 72H84L83 74H82ZM112 72V73H111ZM129 72V73H130ZM146 72V71H145ZM162 72V71H161ZM160 72V73H161ZM184 71H182V73H183ZM206 72V71H205ZM53 73H55L56 75V77L57 76H59V79H58V77L57 78H55V77H48V76H51V74H53ZM63 73V72H62ZM110 73V74H109ZM128 73V74H129ZM147 73V72H146ZM146 73H144V74H146ZM150 73H154V72H149V75H146L145 76V78L147 79V81H149L150 80V78H149V76H151V78H153V77H155L156 78V76L154 75L153 77H152V74H150ZM164 73V72H163ZM171 73V74H172ZM226 73V72H225ZM21 74H23V76H24V78L22 77V78H20L19 77V75H21ZM27 74V73H26ZM113 74V75H112ZM156 74V73H155ZM178 74H180V73H178ZM177 74V72H176V75H178ZM215 74V73H214ZM219 73H217V74H215V75H218ZM221 74V73H220ZM60 75H61V77L63 78V81H60ZM107 76L108 77V75L111 77L110 79L108 78V82H109V84H101L102 82H101V80H102V77L103 76ZM127 75V74H126ZM137 76V77H139V79L138 78H136V80H137V87H139V88H143L147 93H149V92H152V91H154V90H156L157 91V89L156 88H158V90H159V87L157 86L158 85V83H157V85L156 86H154V85H151V84H155L156 83V81L154 80V78H153V82L154 83H151L150 81V83L151 84H145L146 82H144V81H146V80H143V79H141V81H140V77L141 76ZM157 75H159V74H157ZM165 75H166V73H165ZM102 76V77H101ZM128 76V75H127ZM143 76V75H142ZM169 76V75H168ZM170 76H172V75H170ZM174 76V75H173ZM219 76H221V75H219ZM19 77V78H18ZM48 77V78H47ZM158 77V76H157ZM162 77H165L164 75L162 76ZM161 76H160V79L162 78ZM166 77H167V75H166ZM50 78H51V80H50ZM62 78H61V80H62ZM149 78V79H148ZM53 79H55V82H54V80ZM56 79H57V83H56ZM99 79H101V80H99ZM158 78H156V80H157ZM163 79H165V78H163ZM210 79V78H209ZM209 79H207L206 81L209 83ZM212 79V78H211ZM211 79H210V83H211ZM53 80V81H52ZM59 80V81H58ZM178 80V79H177ZM176 79H175V77H173V80L172 79H170V78H167L164 82L167 84V87L166 86H164V87H166V90H165V93L166 94H164V95H167V94H170V95H172L171 94V92H170V90H172V88L170 89L169 88V86L171 87L172 85L174 86V85H176V84H181V82H179V83H176V81H177ZM82 81V82H81ZM105 81V80H104ZM162 81V82H163ZM167 81V82H166ZM212 81H213V79H212ZM50 82H54V85H52V83H50ZM58 82H59V84L60 85H62L61 84V82H64V85H62V87H59V84H58ZM75 82H78V81H75ZM158 82H159V80H158ZM214 82V81H213ZM212 82V83H213ZM79 83H77V84H79ZM83 83V84H82ZM211 83V84H212ZM75 83H73V85H74ZM135 84V83H134ZM76 85V84H75ZM105 85V86H104ZM135 85V86H136ZM151 85V86H150ZM164 85V84H163ZM108 87V86H110V87H108V88H105V87ZM142 86H144V87H142ZM177 86L178 85H176V86H174V88L176 89L177 88ZM181 86V85H180ZM183 86V85H182ZM55 87L56 88H58L59 87V90L58 89H55ZM104 87V88H103ZM160 87L162 88V86L160 85ZM133 88V87H132ZM170 89V90H169ZM180 89V87L178 88V90ZM23 90V91H22ZM178 90H175L177 93L178 92H180V91H182L181 89L178 91ZM185 90V89H184ZM18 92H21L19 95H17V93ZM185 93L187 92V91H184ZM133 93V94H132ZM162 93V92H161ZM164 93V92H163ZM181 93V92H180ZM196 92H190V94L188 93H186V95L187 96H189L190 98H192L193 96H194V94H195ZM211 93V92H210ZM213 93V92H212ZM123 94V95H122ZM197 94V96H199V92H197L196 93ZM202 94V93H201ZM21 95V97H19ZM63 95V92L61 93V95L60 96H58L59 98L61 97ZM134 95V96H133ZM163 95V96H164ZM169 95V96H170ZM181 95V97L182 96H185V94H183L182 95V93L180 94ZM180 95H178L179 97H180ZM192 95V96H191ZM212 95V94H211ZM214 95V94H213ZM218 95V94H217ZM226 95H228V94H226ZM135 96H137V97H135ZM160 95H157V99L156 98H154V100L152 99V101L154 102L155 100H157V102H159V98H161V96L159 97ZM167 97V96H165V97H167L168 98V100H169V98L170 97ZM187 96H185V97H183L184 98V102H185V100H187V101H191V99L189 100V98L187 99ZM75 97V96H74ZM175 97V96H174ZM216 97V96H215ZM214 97V98H215ZM71 98H73V97H71ZM70 98V99H71ZM186 98V99H185ZM197 98H199V97H197ZM74 99V98H73ZM173 99V98H172ZM172 99H170V100H172ZM176 99V98H175ZM180 99V98H179ZM178 99V100H179ZM201 99V97L199 98V100ZM216 99V101H217V99L218 98H215ZM76 100V99H75ZM79 100H77V101H79ZM162 100V99H161ZM170 100L169 101H167V103H172V102H174V103H172L171 105L173 106L174 104V106H176V101L174 100V101H172V102H170ZM177 100V99H176ZM178 100H177V102H178ZM195 100H196V96H195ZM164 100H162L161 102L164 104L163 105V108L161 109L160 108V111L162 110L163 111V109H164V107H166L167 108V106H165V103L166 102H163ZM181 101V100H180ZM186 101V102H187ZM201 101V100H200ZM101 102V103H100ZM138 102H141L140 104H136V103H138ZM149 102V101H148ZM150 102H151V100H150ZM149 102V103H150ZM156 102V101H155ZM102 103H105V104H109L110 105V107H111V109L109 110V108L107 109V110H103V111H100V109L97 107V105L98 104H102ZM145 103H147V101L145 102ZM149 103H147L148 105H149ZM188 103V102H187ZM185 104V103H184ZM162 105V104H161ZM187 105V104H186ZM135 106V107H134ZM154 106V105H153ZM157 107H158V103H157V105H156ZM81 107H82V105H81ZM134 109H133V108ZM142 107H140V111L142 110ZM146 107H148V106H146ZM151 107V106H150ZM162 107V106H161ZM78 108H79V111H78ZM86 108V107H85ZM84 108V109H85ZM169 108V107H168ZM174 108V107H173ZM173 108L171 109V110H173ZM97 110V111H95V110ZM132 109V110H131ZM150 109V108H149ZM152 109V108H151ZM175 109H177V108H175ZM131 110V111H130ZM134 110V111H133ZM154 110H155V107H154ZM153 110V112H152V114L153 115H157V116H159V111H156V112H158V114L156 113L155 114V111ZM156 110H157V108H156ZM158 110H159V108H158ZM82 111H85V110H82ZM140 111H138V112H140ZM145 111V112H144ZM147 111V112H146ZM165 111H168V110H165ZM175 112V111H174ZM161 113V112H160ZM163 113H165V112H163ZM81 114H83V115H81ZM98 114V116H100ZM129 114H130V116H129ZM151 114V113H150ZM80 115V116H79ZM162 116L164 115V114H161ZM175 114H172L171 116H174ZM132 116H134V115H132ZM149 116H151V115H149ZM177 116V115H176ZM79 118V119H78ZM89 118V117H88ZM132 118V117H131ZM131 118H129L130 120H131ZM141 119H142V117H140ZM157 119L158 120V117H154V119ZM165 118V117H164ZM163 118V119H164ZM169 118V117H168ZM178 118V117H177ZM196 118H198V117H196ZM200 118V117H199ZM111 119H113V121H111ZM128 119V120H129ZM147 119V118H146ZM146 119H145V121H146ZM153 119V118H152ZM161 119H162V117H161ZM161 119H159L160 121H162ZM166 119V118H165ZM173 119V118H172ZM200 119H202V118H200ZM99 120H101V119H99ZM202 120H204V119H202ZM215 120V119H214ZM52 121H55L56 123H58V124H54V125H50L51 124V122ZM82 121V123L83 124H81V123H79V122H81ZM87 121V123L85 124V122ZM145 121H143V125H146V127H149V129L151 128V126L154 128H151V130H152V132H153V130H154V132L156 133V131H155V126H156V124L157 123H153L152 124V122H151V124L150 125H148L149 123L148 122H145ZM151 121H154V120H151ZM168 121H170V120H168ZM173 121V120H172ZM209 121H210V119H209ZM93 123V125H92V123ZM100 122H102V121H100ZM130 122V121H129ZM158 122V121H157ZM198 122V121H197ZM202 122V121H201ZM200 122V123H201ZM204 123H206V122H208L207 121V118H206V120H204L203 121ZM75 123V124H74ZM76 123H77V125H76ZM98 123V124H97ZM103 123V124H104ZM145 123V124H144ZM160 123V122H159ZM46 124V125H45ZM118 124V125H117ZM161 124V123H160ZM168 124V123H167ZM167 124H166V126H167ZM45 125V126H44ZM56 125V126H55ZM78 125H80V126H78ZM107 125H108V123L106 124V128H105V130L108 128L109 130H110V127L112 126V125H110L109 127H107ZM155 125V126H154ZM201 125V124H200ZM204 125H206V124H204ZM33 126V127H32ZM88 126V127H87ZM165 126V125H164ZM87 127V128H86ZM169 127V126H168ZM167 127V128H168ZM50 128V129H49ZM56 128H57V131H56ZM99 130V131H97V129ZM113 128V127H112ZM162 128H164V127H162ZM162 128H160V129H156L157 130V133L160 135V133H161V131H162ZM170 128V127H169ZM168 128V129H169ZM32 129H34V131L32 130ZM93 129V128H92ZM118 128L116 127V129L114 128V129H112L113 131L110 133V131H109V134H111V135H114L116 132L115 131H118L117 130ZM120 129V128H119ZM142 130H144L143 128H141ZM73 132H72V131ZM141 130V131H142ZM167 130V129H166ZM179 130V129H178ZM69 131H71V132H69ZM103 129H102V133H103ZM107 132H108V130H106ZM105 131V132H106ZM120 131V130H119ZM146 131V130H145ZM145 131L144 132H140L141 134L142 133H144V136H142V137H144V138H146V137H148V134H146L147 136L145 137ZM148 131V130H147ZM146 131V132H147ZM165 131V130H164ZM21 132H25V133H28L29 134V138H28V141L27 142H25L24 140H22L23 138L21 137V135H19V134H21ZM121 132V131H120ZM221 132V131H220ZM219 132V133H220ZM112 133H114V134H112ZM157 133H156V135H157ZM89 134H90V136H89ZM164 134V133H163ZM179 134V133H178ZM224 134H226V133H224ZM224 134H221V135H224ZM87 135V136H86ZM103 135H104V133H103ZM107 135V134H106ZM123 135V134H122ZM124 135H125V133H124ZM139 135V134H138ZM143 135V134H142ZM220 135V136H221ZM105 136V135H104ZM89 137V138H88ZM152 137V136H151ZM155 137V136H154ZM7 138V136L6 135H3V134H0V142L2 141V140H4V139H6ZM157 138V137H156ZM155 138V139H156ZM155 139H153V140H155ZM152 140V138H151V140L150 141H153ZM177 140V139H176ZM179 140V139H178ZM178 140L176 141V142H178ZM141 141V140H140ZM171 141V140H170ZM174 141V140H173ZM139 142V141H138ZM142 142V141H141ZM140 142V143H141ZM130 143H131V141H130ZM133 143V142H132ZM135 143V142H134ZM143 143V142H142ZM141 143V144H142ZM153 143H154V141H153ZM153 143H151L150 142V144H152V145H154ZM172 143V142H171ZM71 146H70V145ZM156 147H157V149L155 148H153L155 151L157 150V151H162L160 148H159V142L157 141L156 142ZM70 146V147H68V146ZM147 145H148V143H147ZM147 145H145V146H147ZM169 145V144H168ZM149 146V145H148ZM155 146V145H154ZM167 147V146H166ZM172 147H173V144H172ZM70 150H69V149ZM171 147H167V149H169V150H171L170 149ZM228 149L230 148V147H227ZM228 149H226L229 153H225V155H227V157L225 156H223L222 158H220V159H218L216 162H215V164H222V165H224V164H230V163H233V162H235V160H237L236 162H238V159L237 158H235L234 159V157L236 156L237 157V155H234V152H233V154L232 153H230V152H232V150H228ZM0 150H1V147H0ZM47 150H56V152H55V154H54V156H47L46 155V151ZM93 150H94V148H93ZM165 150H166V148H165ZM69 151V152H68ZM73 151H71V152H73ZM95 151V150H94ZM127 151V150H126ZM153 151V150H152ZM228 154H232L231 155V162L230 161H228L229 160V158H228ZM25 155V156H24ZM28 155V154H27ZM94 155V154H93ZM121 155H123V154H121ZM124 155H125V153H124ZM234 155V156H233ZM29 156V155H28ZM64 157H65V159H64ZM122 157V156H121ZM77 158V159H76ZM123 158V157H122ZM124 158H125V156H124ZM90 159V158H89ZM125 160V159H124ZM88 161V160H87ZM126 161V160H125ZM76 162H78V163H76ZM105 162V163H104ZM119 162V161H118ZM228 162V163H227ZM103 163H104V166H109V163H107V161H103ZM116 163V162H115ZM234 164V163H233ZM230 165H232V164H230ZM67 168V169H66ZM95 172V171H94ZM96 172H98V170L96 169ZM95 172V173H96ZM9 175V174H8ZM157 191H159L158 190V188H157ZM156 191V188H152L151 189V195L152 196H156L157 195V197H159L160 198V192H162L161 190H160V192H157ZM132 192V191H131ZM134 193H136V196H138L139 195V193H140V191L139 192H137V191H133ZM55 194H56V192H55ZM133 194V193H132ZM138 194V195H137ZM61 195V194H60ZM129 195H131V193H129ZM134 195V194H133ZM141 195H143V194H140L139 196H141ZM163 195L161 194V198H163L162 197ZM63 198H65V195H63L62 196ZM135 196H133V198H134ZM143 199H142V198ZM141 197H139L140 199H142L141 201L140 200H138V204L139 203H141V202H145V198L143 197V196H141ZM150 197V195H147V198H149ZM132 198V195H131V199H133ZM138 198V197H137ZM165 198V197H164ZM37 199V200H36ZM120 199H122V203H127V201L125 202V200H123V199H126L127 200V196H126V198L125 197H120ZM136 199V198H135ZM128 200H129V198H128ZM137 200V199H136ZM140 201V202H139ZM129 203L131 202V203H134V202H136V201H134L133 202V200H131V201H128ZM64 203H66V202H64ZM119 203H121L120 201H119ZM131 205H133V204H131ZM135 205H136V203H135ZM34 212V213H33ZM33 213V214H32ZM87 228H89V226L87 227ZM36 229H38V232H39V235L41 236V237H43V238H45L44 239V242H43V244H38V243H34L33 244V248H31V249H28V250H32V249H34L33 250V252L36 254V261H39V262H43V261H45V260H48V259H50V258H59V260L61 261V262H63V264H67V262H68V260H70V258H71V256H72V253H71V251L69 250V246H68V239L66 240V238H65V236L64 235H62L61 234V236H58V238H59V240H58V242H57V248H56V251L55 252H52V250H50V249H48L47 248V245H46V243H47V237H49V235L46 233V232H44L43 230H41L39 227H36L35 228V230ZM11 230H13V231H11ZM104 238V237H103ZM105 240V239H104ZM103 240V241H104ZM115 238L112 240V238L108 241V243L107 244H109V246L112 248V252L113 253H118V251H119V253L123 250L122 248H124V247H121V246H123L122 245V242H116V244H114V242H115ZM103 241L101 240V238L100 237H98V236H96V235H94V228H90L89 229V233L84 237V238H79V242L81 243V244H83V245H85V247H87L88 248V250L90 251L94 246H101L102 247V249L103 250H101V248H99V250H97L96 252L98 253V255H102V256H105V258H106V256L109 258L111 255L108 253V252H106L105 250V248L106 247H104V246H102L103 245ZM7 244L8 246H4L3 244ZM113 245V246H112ZM104 247V248H103ZM91 248V249H90ZM120 248V249H119ZM95 250H96V248H95ZM121 250V251H120ZM93 251V250H92ZM3 253V254H4ZM86 253H88V252H86ZM91 254V253H90ZM87 255H89V254H87ZM4 256V255H3ZM112 258V257H111ZM241 259H242V257H241ZM9 264H15V262L14 261H10L9 262ZM241 264H242V262H241Z\"/></svg>","mask_w":264,"mask_h":264}]
</instances>
